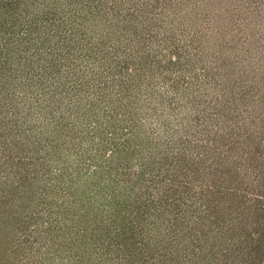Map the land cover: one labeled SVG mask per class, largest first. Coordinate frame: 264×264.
I'll return each mask as SVG.
<instances>
[{
	"label": "trees",
	"instance_id": "16d2710c",
	"mask_svg": "<svg viewBox=\"0 0 264 264\" xmlns=\"http://www.w3.org/2000/svg\"><path fill=\"white\" fill-rule=\"evenodd\" d=\"M134 4L0 0V264H39L42 242L58 264H264L262 81L254 94L224 86L187 116L195 65L151 54L145 22L126 31ZM35 118L50 129L37 135ZM169 165L193 184L165 183Z\"/></svg>",
	"mask_w": 264,
	"mask_h": 264
},
{
	"label": "rangeland",
	"instance_id": "374dc122",
	"mask_svg": "<svg viewBox=\"0 0 264 264\" xmlns=\"http://www.w3.org/2000/svg\"><path fill=\"white\" fill-rule=\"evenodd\" d=\"M132 1L136 3L134 4L133 9V21L130 23L129 28L125 30L130 32L134 30L138 33V29L141 25L140 23L145 22L146 25L153 27H151L153 35L150 43L151 45L150 48H148L149 51H151V54L154 53L157 58L163 59L164 54H169L173 57L172 59H175L177 54L178 56L183 57L182 61L184 67L188 68L189 66L191 67L192 64L195 65V73L197 71V75L191 76L192 74L189 75V73L184 79L188 82L190 81V84L188 83V85H190L189 88L185 90V92H188L187 96L189 97L186 103L187 107L185 108V114H187V116L193 114L201 115L202 111L205 112L208 110L206 108L207 98L209 99L212 95H218L221 92L226 91L224 86H230L234 83L241 89L248 85H253L254 88L251 89L253 94L256 93L255 88L258 89L257 80L260 79V81H262L260 84L258 83L260 87L264 86V76L261 77L264 74V64H261V61L264 59V0ZM98 23L101 22L99 21ZM134 25L137 26V28H134ZM105 26L107 25L105 24ZM119 27L121 28L122 26L119 24ZM109 29L111 30V28L106 27L105 34L109 33ZM116 30H119V28ZM122 30H124V28H122ZM134 38L137 39L135 35ZM255 64L256 68L254 69L253 67ZM174 78L175 77H172V79L170 78L168 83L172 82ZM146 81L145 88L143 86L144 93L145 91L148 92L152 90L151 87L154 82V80H151L150 78L149 80L146 79ZM213 81H216L217 83L213 85ZM193 90H195L194 93H192ZM143 96H147L146 93L143 94ZM32 98L34 97H30V99ZM191 102L193 104H190ZM19 105H22V103H19ZM263 105L264 104L260 105L258 109H264ZM9 106L10 105L7 104L8 108ZM23 106L27 105L23 102ZM31 110L35 111L34 109ZM182 113L184 114V112ZM182 113H169L167 116H170L171 114V116H174L177 119L182 116ZM141 116L143 117V114ZM79 118L80 117L78 116V120ZM145 119L146 126L148 123L150 124V120L148 121V117ZM20 120L22 119L18 118L17 122L19 123ZM27 122L31 125H37V127L32 125V127H34V132H36L37 135H39L40 132L45 133L46 129H50L51 127V125H44L43 122L39 123L36 118L27 120ZM105 125L106 124H104V129L101 130V133L103 130L108 131L110 129ZM175 129L187 133L192 143L193 139L194 141H204L210 135L205 130H202V133L198 136V134L193 133L194 130L191 131L192 129L190 128L176 127ZM91 132L93 133L92 136L94 140L100 141V139H102L99 136H96V130L93 125H91ZM190 132L192 135H190ZM44 133L42 134L43 136ZM154 134H159L160 136L165 135L164 132H161L160 130L156 131ZM208 140L210 139L208 138ZM205 142L208 144L210 143V141L207 140ZM202 145H204L203 142ZM194 147L195 146L192 145V147H189L188 149L195 151ZM145 154L148 155V151ZM29 155L30 153L27 152L26 156L28 157ZM107 155L109 156L106 157ZM51 156L50 160H56L55 154H51ZM102 158H108V161H111L109 150L104 152ZM60 160L67 163L66 165L69 167L67 168V171L71 170L69 165V162H71L70 153L69 155L68 152L63 153ZM53 163L56 164L57 162L54 161ZM114 165L115 163L112 161L111 166ZM119 165H121V163ZM133 167H137V165ZM167 168L166 172L169 174L164 176L165 183L170 182L178 187L186 185L185 182L193 184V182H191L192 179L189 177L186 178L187 176L183 178V176L177 172V167L169 165ZM51 172H53L52 168ZM44 176L45 175H42L41 177ZM50 176L51 181L45 182L38 180V187H41L40 185H43L44 187L42 190L40 189L43 196H45L48 191L45 190V185L46 187L52 188V195L55 193L53 184L54 179H52L53 176L51 174ZM206 176L208 177V175L198 177L197 183L194 184V189L199 191L200 197L202 195L200 188L205 185L204 181H209ZM48 183L49 186H47ZM59 185L63 190L65 183H59ZM182 193L183 199L188 198L190 195V192H187L186 194H184L185 192ZM48 195H50V193H48ZM44 216L45 212L43 214V217ZM44 220L45 219L43 218V225H45ZM40 221H42V217ZM41 245L42 247L39 251V257L41 259H39V264H58L60 263V260H63L55 255H53V258H45L44 255L47 256L50 252L46 249V244L42 242ZM11 246H15V244L12 242ZM7 249L8 253L10 252L9 256L12 257V249L10 251L9 246H7ZM13 256H16V254ZM17 257L18 256H16V258ZM71 263L72 262H67V264Z\"/></svg>",
	"mask_w": 264,
	"mask_h": 264
}]
</instances>
